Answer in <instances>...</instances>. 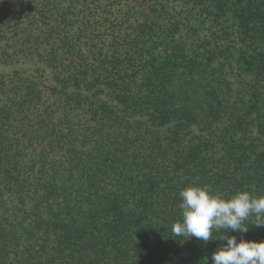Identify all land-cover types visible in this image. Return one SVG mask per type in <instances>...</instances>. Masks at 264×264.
<instances>
[{
	"label": "trees",
	"instance_id": "trees-1",
	"mask_svg": "<svg viewBox=\"0 0 264 264\" xmlns=\"http://www.w3.org/2000/svg\"><path fill=\"white\" fill-rule=\"evenodd\" d=\"M189 185L264 195V0H0V264H212Z\"/></svg>",
	"mask_w": 264,
	"mask_h": 264
},
{
	"label": "clouds",
	"instance_id": "clouds-1",
	"mask_svg": "<svg viewBox=\"0 0 264 264\" xmlns=\"http://www.w3.org/2000/svg\"><path fill=\"white\" fill-rule=\"evenodd\" d=\"M179 195L182 218L172 225L174 237L226 241L212 253V264H264V241L241 238L238 242L235 235L227 234L228 230L247 233L249 218H254L252 226L264 227V195L239 191L224 197L208 185H189ZM214 232L223 235L213 239Z\"/></svg>",
	"mask_w": 264,
	"mask_h": 264
}]
</instances>
